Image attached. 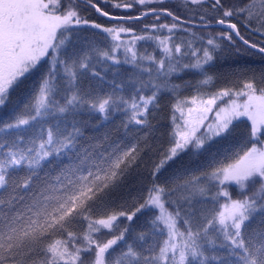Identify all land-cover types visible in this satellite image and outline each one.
Listing matches in <instances>:
<instances>
[{"label": "trees", "instance_id": "1", "mask_svg": "<svg viewBox=\"0 0 264 264\" xmlns=\"http://www.w3.org/2000/svg\"><path fill=\"white\" fill-rule=\"evenodd\" d=\"M44 1L74 21L4 85L0 264H264V163L232 171L264 150L243 112L264 54L187 24L233 23L264 50V0ZM160 207L179 239L166 260Z\"/></svg>", "mask_w": 264, "mask_h": 264}, {"label": "rangeland", "instance_id": "2", "mask_svg": "<svg viewBox=\"0 0 264 264\" xmlns=\"http://www.w3.org/2000/svg\"><path fill=\"white\" fill-rule=\"evenodd\" d=\"M73 18L74 13L66 16L51 14L44 0H0V104L4 85L17 75L27 73L44 58L53 46L57 32L69 28ZM100 29L111 38H120L129 33L116 27ZM45 99L46 94L43 93L39 98V110L45 109ZM243 112L250 120L253 130L259 131L264 125V96H249L244 103ZM31 121L21 120L13 126L15 129L26 127ZM238 162L236 170L232 171L257 169L264 163V150L253 149ZM160 210L168 232L161 250V257L166 260L178 247L179 239L172 218L161 207ZM224 212L225 218L236 220L242 209L228 205Z\"/></svg>", "mask_w": 264, "mask_h": 264}, {"label": "water", "instance_id": "3", "mask_svg": "<svg viewBox=\"0 0 264 264\" xmlns=\"http://www.w3.org/2000/svg\"><path fill=\"white\" fill-rule=\"evenodd\" d=\"M95 8L97 10V13L100 16H102V17H104V18H106L107 20H110V21H117V22L138 21V20H143L146 17L153 16V15H164V16H168V17L173 18V20H175V21L183 22L179 18L172 16V14L170 12L164 11V10H152V11H148V12L142 14L141 16L128 18V17L112 16V15H109V14L101 11L98 7H95ZM123 10H128V9L127 8H123ZM187 24L191 25V26H194V27H198V28H210V27L222 28V29L227 30L230 33H232L237 38V40H239L241 43H243L248 48H250V49H252L254 51H257L259 53L264 54V50L263 49H261V48L255 46V45H252L251 43H248L247 41H245L241 37V35L239 33V30L236 27V25L233 24V23L218 21V22L213 23V24H194V23H187Z\"/></svg>", "mask_w": 264, "mask_h": 264}]
</instances>
